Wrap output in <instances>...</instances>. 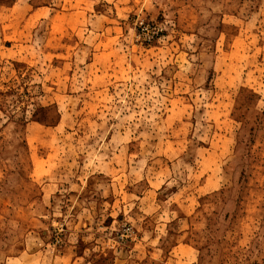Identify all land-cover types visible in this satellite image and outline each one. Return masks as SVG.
I'll list each match as a JSON object with an SVG mask.
<instances>
[{
    "label": "rangeland",
    "instance_id": "374dc122",
    "mask_svg": "<svg viewBox=\"0 0 264 264\" xmlns=\"http://www.w3.org/2000/svg\"><path fill=\"white\" fill-rule=\"evenodd\" d=\"M0 264H264V0H0Z\"/></svg>",
    "mask_w": 264,
    "mask_h": 264
}]
</instances>
